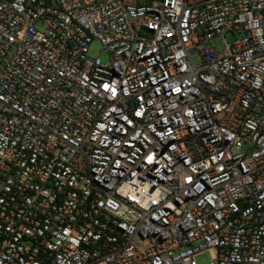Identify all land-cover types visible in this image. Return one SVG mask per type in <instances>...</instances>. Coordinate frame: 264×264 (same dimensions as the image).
<instances>
[{
  "label": "built area",
  "instance_id": "built-area-1",
  "mask_svg": "<svg viewBox=\"0 0 264 264\" xmlns=\"http://www.w3.org/2000/svg\"><path fill=\"white\" fill-rule=\"evenodd\" d=\"M204 249L264 264V0H0V264Z\"/></svg>",
  "mask_w": 264,
  "mask_h": 264
},
{
  "label": "rangeland",
  "instance_id": "rangeland-1",
  "mask_svg": "<svg viewBox=\"0 0 264 264\" xmlns=\"http://www.w3.org/2000/svg\"><path fill=\"white\" fill-rule=\"evenodd\" d=\"M37 27H40V23L36 24ZM227 38L230 42L235 40V35L231 32L227 33ZM213 43L217 46V48L222 49L224 47L223 38L216 37L213 40ZM195 62L200 64V54L196 49L190 50ZM90 53L92 55L100 56L102 61L108 62L110 59V53L108 51L103 50V46L100 41L94 40L90 46ZM195 264H216V258L214 251L212 249H204L197 253L194 256Z\"/></svg>",
  "mask_w": 264,
  "mask_h": 264
}]
</instances>
